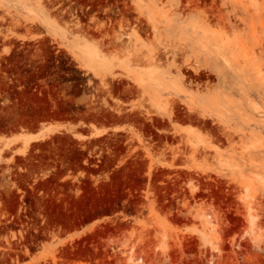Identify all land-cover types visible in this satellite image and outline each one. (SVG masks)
<instances>
[{"label":"rangeland","instance_id":"obj_1","mask_svg":"<svg viewBox=\"0 0 264 264\" xmlns=\"http://www.w3.org/2000/svg\"><path fill=\"white\" fill-rule=\"evenodd\" d=\"M0 264H264V0H0Z\"/></svg>","mask_w":264,"mask_h":264},{"label":"bare ground","instance_id":"obj_2","mask_svg":"<svg viewBox=\"0 0 264 264\" xmlns=\"http://www.w3.org/2000/svg\"><path fill=\"white\" fill-rule=\"evenodd\" d=\"M250 220H251V217H250Z\"/></svg>","mask_w":264,"mask_h":264}]
</instances>
